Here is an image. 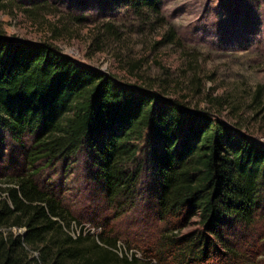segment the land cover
Listing matches in <instances>:
<instances>
[{"label":"trees","instance_id":"16d2710c","mask_svg":"<svg viewBox=\"0 0 264 264\" xmlns=\"http://www.w3.org/2000/svg\"><path fill=\"white\" fill-rule=\"evenodd\" d=\"M159 2L127 4L157 13ZM29 3L24 13L45 6ZM12 4L0 0V11ZM4 139L23 150L30 141L23 158L31 173L0 175V264L264 261V224L258 227L264 219V146L211 112L191 110L153 85L123 84L48 43L0 30V143ZM80 152L116 211L134 208L142 175L151 177L148 198L163 227L141 260L124 246L122 251L112 230L86 231L61 198L34 180L40 161ZM194 217L198 229L182 234ZM72 224L78 229L71 233Z\"/></svg>","mask_w":264,"mask_h":264},{"label":"rangeland","instance_id":"374dc122","mask_svg":"<svg viewBox=\"0 0 264 264\" xmlns=\"http://www.w3.org/2000/svg\"><path fill=\"white\" fill-rule=\"evenodd\" d=\"M38 1L45 6L24 13L29 0H12V7L0 11V30L18 40L48 43L123 84L153 85L264 146V0H160L157 13L136 10L130 0ZM24 150L1 141L0 175L31 173ZM33 171L36 183L61 198L86 231L112 230L122 251L124 246L141 260L144 247L158 240L163 225L148 198L150 176L142 175V197L122 213L106 200L85 153L40 161ZM259 220L261 230L264 219ZM197 221L192 218L181 233L198 229Z\"/></svg>","mask_w":264,"mask_h":264}]
</instances>
